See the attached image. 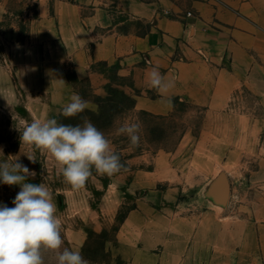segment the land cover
<instances>
[{
  "label": "rangeland",
  "instance_id": "1",
  "mask_svg": "<svg viewBox=\"0 0 264 264\" xmlns=\"http://www.w3.org/2000/svg\"><path fill=\"white\" fill-rule=\"evenodd\" d=\"M55 1L0 0V148L5 158L19 157L36 173L28 182H43L51 189L62 220L63 246L78 249L90 264H129L128 258L138 250L160 256L169 252L178 230L195 238L201 235L204 217L216 231L240 223L246 232L253 199L256 204L264 198V167H260L264 148L262 130L256 126L264 121V97L244 87L219 113L186 102H176L172 112L162 116L125 105L110 123L92 122L111 140L126 170L108 177L93 169L83 189L65 184L48 154L36 150V161L28 160L32 151L20 141L25 122L34 118L59 122L73 93L97 113L98 97L105 98L109 88L123 92L121 87L129 84L105 63L90 64L96 86L76 76L74 51L67 42L60 43ZM111 6L119 33L142 35L149 29ZM105 32L96 29L95 35ZM125 121L141 124L139 147L131 148L127 136L115 134ZM224 183L227 194L218 192ZM19 191V185L0 183V204L14 207L12 200ZM216 253L212 247L210 264H223L225 259ZM52 256L45 253V264H54ZM159 264L172 260L161 259ZM239 264H254V258H243Z\"/></svg>",
  "mask_w": 264,
  "mask_h": 264
},
{
  "label": "crops",
  "instance_id": "2",
  "mask_svg": "<svg viewBox=\"0 0 264 264\" xmlns=\"http://www.w3.org/2000/svg\"><path fill=\"white\" fill-rule=\"evenodd\" d=\"M185 1H55L60 43L67 42L74 51L76 76L96 86L90 64L113 66L119 78L129 81L121 88L134 99V110L158 116L172 112L176 102L222 112L243 87L264 97V0ZM110 3L116 12L148 24L149 30L142 35L119 33L114 11L108 9ZM84 9L90 13L83 14ZM49 26L52 28L51 22ZM96 29L106 32L97 37ZM152 67L175 81L164 97L148 86L146 76ZM256 126L262 130L264 148V121ZM261 161L262 168L264 159ZM251 178L254 181V173ZM258 200L256 204L252 201V222L246 232L240 223L216 231L204 217L197 239L178 230L172 235L169 252L160 256L149 249L138 250L128 263L159 264L170 258L172 264H210L213 247L225 259L223 264H232L228 258L239 262L254 258V264H263L264 198Z\"/></svg>",
  "mask_w": 264,
  "mask_h": 264
},
{
  "label": "clouds",
  "instance_id": "3",
  "mask_svg": "<svg viewBox=\"0 0 264 264\" xmlns=\"http://www.w3.org/2000/svg\"><path fill=\"white\" fill-rule=\"evenodd\" d=\"M146 79L148 86L162 97L175 86V81L162 75L158 67H152ZM166 102L172 106L170 98ZM88 106V101L73 93L70 102L63 106L62 115L76 117ZM140 130V123L125 121L115 134L127 136L129 146L135 148L140 144ZM20 141L32 151L27 155L31 162L36 161V150L48 154L55 162L57 176H62L73 190L86 186L93 169L108 177L126 170L111 140L87 117H83V124L76 125L54 118H34L31 123L25 122ZM35 176L19 157L5 158L0 148V183L20 187L12 200L14 207L0 204V264H45L47 252L53 253L54 264H90L78 249L63 246L62 220L57 215L52 191L43 182H28Z\"/></svg>",
  "mask_w": 264,
  "mask_h": 264
},
{
  "label": "trees",
  "instance_id": "4",
  "mask_svg": "<svg viewBox=\"0 0 264 264\" xmlns=\"http://www.w3.org/2000/svg\"><path fill=\"white\" fill-rule=\"evenodd\" d=\"M148 30H146V32ZM96 104L98 106L97 113L86 109L83 113L78 114L76 117L66 118L61 116L59 118V122L76 125L82 123L83 117H87L96 125L104 126L111 122L114 115L121 113L124 110L123 108L125 105L134 109V99L130 98L123 92H119L118 90L112 88L108 89V95L105 98L98 97Z\"/></svg>",
  "mask_w": 264,
  "mask_h": 264
},
{
  "label": "water",
  "instance_id": "5",
  "mask_svg": "<svg viewBox=\"0 0 264 264\" xmlns=\"http://www.w3.org/2000/svg\"><path fill=\"white\" fill-rule=\"evenodd\" d=\"M218 192L222 193V194H227L228 193V185L226 183H224L223 185H220V187H218Z\"/></svg>",
  "mask_w": 264,
  "mask_h": 264
}]
</instances>
